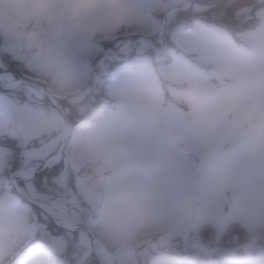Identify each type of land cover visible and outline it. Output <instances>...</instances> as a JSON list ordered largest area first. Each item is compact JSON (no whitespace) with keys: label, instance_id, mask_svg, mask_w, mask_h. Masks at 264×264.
I'll use <instances>...</instances> for the list:
<instances>
[{"label":"rangeland","instance_id":"obj_1","mask_svg":"<svg viewBox=\"0 0 264 264\" xmlns=\"http://www.w3.org/2000/svg\"><path fill=\"white\" fill-rule=\"evenodd\" d=\"M239 2L0 0V74L40 84L76 121L43 190L17 185L88 230L87 264H264V0ZM65 130L33 87H0L13 143L0 146V264L87 250L11 188Z\"/></svg>","mask_w":264,"mask_h":264},{"label":"water","instance_id":"obj_2","mask_svg":"<svg viewBox=\"0 0 264 264\" xmlns=\"http://www.w3.org/2000/svg\"><path fill=\"white\" fill-rule=\"evenodd\" d=\"M13 75V74H12ZM14 76V82H19V83H23L25 85H28L30 87H33L34 89H36L38 92H40V94L45 97V99L48 101V103L50 104V106L52 108H54L58 114L64 119L65 123H66V131L62 137V141L59 145V147L50 155V156H54V157H58V161L55 162L58 163L63 155L64 152V148L69 140V137L71 135V131L72 128L74 126V123H72L68 116L65 114V112L61 109V107L59 105H57L56 103H54L53 101V97L51 94H49L48 92H46L45 90H43L39 85H37L34 82L28 81V80H24L22 78H19L18 76ZM3 82L0 81V86H2ZM48 159V158H47ZM47 159H45L43 162H41L35 169V172L33 173L32 176H30L29 178H21L19 177L16 173L12 174L10 176V181H11V185H12V189L13 191L17 194V196L26 204H28L29 206H31V208H33L37 213H39L42 217H44V219H46V221L48 223H50L52 226H54L55 228L59 229V230H63V231H67V232H77V233H84L88 238H89V245L87 247L86 252L84 253V256L81 258V260L79 261L78 264H86L88 262V260L90 259L92 253H93V241L92 238L89 234V232L87 231L86 228L83 227H65L62 224H60L59 222L53 220L47 213H45L39 206H37L35 203H33L32 201L28 200L27 198H25V196L21 193V191L17 188V182L18 181H30L31 179L35 178L39 173H41L46 167H48V163H47Z\"/></svg>","mask_w":264,"mask_h":264},{"label":"trees","instance_id":"obj_3","mask_svg":"<svg viewBox=\"0 0 264 264\" xmlns=\"http://www.w3.org/2000/svg\"><path fill=\"white\" fill-rule=\"evenodd\" d=\"M243 1H247L245 4H249V3H251V2H248L249 0H243ZM241 3H242V0H240V2H239V6H237L238 8H239L240 6L243 5V4H241ZM179 14H187V15H190V7H189L187 10H178V15H179ZM249 24H253V26L256 25L255 22L252 21V23L245 24V26H243V27H244V28H248ZM11 71H12V72H15L16 75H19V76H20V74H19L17 71H15L14 69L11 70ZM58 103H59V105L61 106V108H63V110H65V103H64L62 100H59ZM68 116H69V115H68ZM69 118H70L72 121H74V120L72 119L71 116H69ZM0 146H7L8 148H13V143H12L11 140H9V139L6 138V137H0ZM55 167H56V166H55ZM57 167H60V165L57 166ZM57 167H56V168H57ZM51 177H53V172H52L50 169H47V170H45V172L39 174V175L33 180V183L36 185V187H38V189L43 190L42 185L44 184V181H45V180L47 181V180L51 179ZM44 223L46 224V227H47V229L49 230L50 233H53V234H54V233H55V234H66V233H68V232H66V231H62V230H59V229L53 227L52 225H50V224L47 223L46 221H44ZM72 234H76V233H72Z\"/></svg>","mask_w":264,"mask_h":264},{"label":"bare ground","instance_id":"obj_4","mask_svg":"<svg viewBox=\"0 0 264 264\" xmlns=\"http://www.w3.org/2000/svg\"><path fill=\"white\" fill-rule=\"evenodd\" d=\"M0 81L5 83V85L9 86L12 85L14 83V76L11 73H1L0 74ZM58 161V157H54V156H49L47 159V163L49 166H52L53 164H55V162ZM35 167H28L25 168L23 170H20L17 175L21 178H29L30 176L33 175V173L35 172ZM63 226L65 227H70L71 225L68 223H61ZM80 240L81 242H83L85 244V246L88 247L89 245V238L84 234L81 233L80 234Z\"/></svg>","mask_w":264,"mask_h":264}]
</instances>
